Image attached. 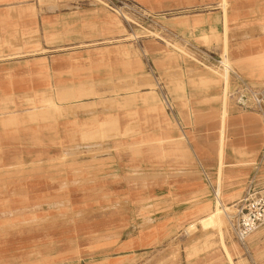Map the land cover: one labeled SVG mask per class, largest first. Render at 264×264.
<instances>
[{"label":"rangeland","instance_id":"rangeland-1","mask_svg":"<svg viewBox=\"0 0 264 264\" xmlns=\"http://www.w3.org/2000/svg\"><path fill=\"white\" fill-rule=\"evenodd\" d=\"M87 1L118 20L116 36L48 42L46 35L23 45L18 56L0 55V62L22 58L23 65L41 69L66 52L95 49L73 62L72 79L85 103L80 120L72 122L81 137L72 141L81 143L1 169L0 264H242L231 222L242 200V177L216 181L217 168L206 166L197 148L213 144L221 159L219 125L185 117L228 106L222 77L196 64L182 68L175 49L141 31L130 33L98 1ZM222 4L226 10V0ZM226 35L223 56L230 63ZM56 83L55 93L64 85L61 78ZM210 84L221 90L217 96L203 103L188 99ZM43 85L33 95L38 101L26 99L24 111L46 118L54 107L42 98Z\"/></svg>","mask_w":264,"mask_h":264},{"label":"crops","instance_id":"crops-1","mask_svg":"<svg viewBox=\"0 0 264 264\" xmlns=\"http://www.w3.org/2000/svg\"><path fill=\"white\" fill-rule=\"evenodd\" d=\"M138 1V4L158 13L160 20L181 37L216 53H224L227 34L232 67L255 86L264 85V0H226V10L222 4L224 0ZM119 32L118 20L87 0H48L41 3L39 0H0V55L18 56L22 54L23 45L34 46L46 35L47 41L62 37L59 40L64 42H81L104 40ZM94 53V48L69 51L41 69L34 62L30 67L23 65L22 58L0 62V181L4 177L1 169L54 157L56 153L81 143L72 141V137H81L72 122L80 120L85 103L81 99L80 83L72 79L73 62L79 57H83L80 60L87 59ZM179 56L177 64L182 68L196 64L180 53ZM60 78L64 85L55 93L52 88L57 86L56 80ZM40 82L47 90L42 98L46 97L48 105L54 107L46 112V118L33 109L24 111L27 98L32 97L31 103L38 101L39 96L35 98L33 95L38 93ZM211 85L206 91L193 93L194 97L192 93L190 98L183 96L180 101L188 98L192 103H200L217 96L221 90ZM219 108L195 109L196 116L185 117L219 125L221 159L215 154L216 146L208 143L196 147L198 156L206 166L217 168L212 173L218 183L220 177L223 182L242 177L243 198L250 184L256 190L264 189V115L231 104L225 109L221 107V111ZM239 170H242V176H236ZM240 262L264 264V226L242 246Z\"/></svg>","mask_w":264,"mask_h":264},{"label":"built area","instance_id":"built-area-1","mask_svg":"<svg viewBox=\"0 0 264 264\" xmlns=\"http://www.w3.org/2000/svg\"><path fill=\"white\" fill-rule=\"evenodd\" d=\"M124 22L130 33L151 36L175 49L204 69L218 72L223 79L224 94L231 104L242 110H254L264 115V85L257 87L237 72L223 54L208 50L181 37L144 6L130 0H96ZM138 36V35H137ZM185 51H181L177 45ZM232 222L237 239L245 246L247 239L264 226V189L250 184Z\"/></svg>","mask_w":264,"mask_h":264},{"label":"bare ground","instance_id":"bare-ground-1","mask_svg":"<svg viewBox=\"0 0 264 264\" xmlns=\"http://www.w3.org/2000/svg\"><path fill=\"white\" fill-rule=\"evenodd\" d=\"M226 35V34H225ZM226 37H227V35H226ZM225 41H227L226 39H225ZM227 47V46H226ZM227 55V54H226ZM224 88V87H223ZM225 97V96H224ZM225 107L226 106H224V109H225ZM222 121H223V123H224V121H225V116L223 117V119H222ZM221 156H222V154H220ZM218 194V193H217ZM218 202L220 203V200H218ZM224 211V210H223Z\"/></svg>","mask_w":264,"mask_h":264}]
</instances>
